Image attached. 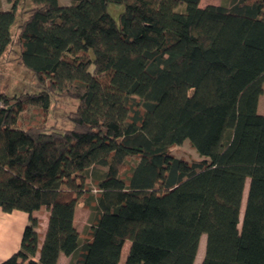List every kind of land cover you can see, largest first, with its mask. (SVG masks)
Here are the masks:
<instances>
[{
    "label": "trees",
    "instance_id": "1",
    "mask_svg": "<svg viewBox=\"0 0 264 264\" xmlns=\"http://www.w3.org/2000/svg\"><path fill=\"white\" fill-rule=\"evenodd\" d=\"M201 1L0 0V60L17 47L39 89L0 93V208L29 214L0 264H120L126 243L124 264H195L203 236L200 264H264V0ZM56 98L72 129L47 125Z\"/></svg>",
    "mask_w": 264,
    "mask_h": 264
},
{
    "label": "rangeland",
    "instance_id": "2",
    "mask_svg": "<svg viewBox=\"0 0 264 264\" xmlns=\"http://www.w3.org/2000/svg\"><path fill=\"white\" fill-rule=\"evenodd\" d=\"M62 5H67L71 0H60ZM225 0H202L201 6L205 7L207 5H220L224 3ZM108 13L118 22L121 14L125 10L123 5L109 3L107 7ZM21 13V10H19ZM22 17L18 14L17 22H20ZM19 50L17 47H14L13 50L6 54L4 58L0 60V93H5L11 97L14 96H23L25 94L37 92L39 89L37 87V78L33 75V73L25 68L23 65L19 63L18 60ZM57 100L52 101V105L47 114V125L56 127L60 130L72 129L74 124L68 118L72 112H75L78 107V101L72 98H56ZM40 110L34 107H28L26 111L19 115V123L21 127L26 126V124L40 120ZM264 111V96L260 99L259 104V113L262 114ZM173 155L179 158H185L188 161H201V157L196 152V150L188 143V141L184 142L180 146L173 147L171 149ZM95 185L91 184L92 192L95 193ZM249 181L246 184V189L244 193V202L242 207V216L245 209L247 193H248ZM77 216H76V227L80 230L81 233L84 232L85 228L89 225L90 211L83 207V205H79L77 207ZM17 217L12 219V223L8 222L7 227V238L8 243L4 247L8 249L9 247L13 248L15 246H21V240L23 236V232L25 227H21V216L24 217L26 221L29 220V214L25 212H15ZM21 215V216H20ZM29 223V222H28ZM205 242L206 237L203 236L199 246V252L196 259L195 264H200L205 251ZM5 245V244H4ZM3 245V246H4ZM130 243H126L122 253V259L120 264H124L125 259L127 257L129 251ZM18 248V249H19ZM15 251L8 255L6 258L0 261L3 262L6 259L10 258ZM59 264H70V258H62L59 261Z\"/></svg>",
    "mask_w": 264,
    "mask_h": 264
},
{
    "label": "crops",
    "instance_id": "3",
    "mask_svg": "<svg viewBox=\"0 0 264 264\" xmlns=\"http://www.w3.org/2000/svg\"><path fill=\"white\" fill-rule=\"evenodd\" d=\"M2 2H3V7L2 8L4 10H8L10 8L8 0H2ZM77 210L78 209L76 208L75 223H76ZM15 212H18V211H14L12 213H5L0 208V261L2 259L6 258L8 255H11L14 251L16 253L20 249L19 246H15L13 248L9 247L8 249L4 248L6 246V244L8 243V238H7L8 222L12 223L13 222L12 219L13 218L15 219L17 217L18 214H16ZM48 215H49V212L47 210H45L44 212L36 213V216L40 220V226L38 228V233H39V238H40V245H41V243L44 240V235H45V232H46V229H47V224H48V217L47 216ZM21 220H22L21 227H24V225H26V224L28 225L29 220L26 221L24 219V217H22V216H21ZM77 230H78V228H77ZM78 231H80V230H78ZM62 258H68V257H66L65 255L61 254L60 258H59V261H61Z\"/></svg>",
    "mask_w": 264,
    "mask_h": 264
}]
</instances>
